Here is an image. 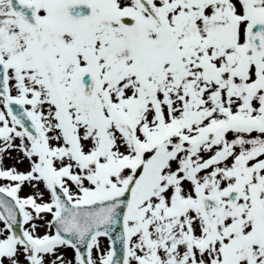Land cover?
<instances>
[{"label": "snow or ice", "instance_id": "obj_1", "mask_svg": "<svg viewBox=\"0 0 264 264\" xmlns=\"http://www.w3.org/2000/svg\"><path fill=\"white\" fill-rule=\"evenodd\" d=\"M0 264H264V0H0Z\"/></svg>", "mask_w": 264, "mask_h": 264}, {"label": "rangeland", "instance_id": "obj_2", "mask_svg": "<svg viewBox=\"0 0 264 264\" xmlns=\"http://www.w3.org/2000/svg\"><path fill=\"white\" fill-rule=\"evenodd\" d=\"M12 155L15 156L16 154L13 153ZM13 164H14V161H13V160H11V159H6V160H5V165L11 166V165H13ZM16 167L19 168V169H23V168H26V167H27V164H26V163H24V164H19V165H16ZM27 192H28V189L25 188L20 194L23 196V195H25Z\"/></svg>", "mask_w": 264, "mask_h": 264}]
</instances>
